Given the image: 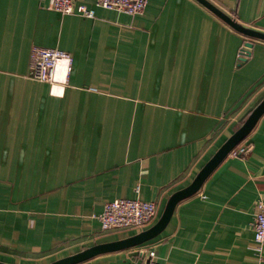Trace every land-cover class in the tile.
<instances>
[{"label": "crops", "instance_id": "obj_1", "mask_svg": "<svg viewBox=\"0 0 264 264\" xmlns=\"http://www.w3.org/2000/svg\"><path fill=\"white\" fill-rule=\"evenodd\" d=\"M209 1L264 32V0ZM33 44L72 56L62 89L27 76ZM263 96L264 39L198 0H148L136 15L95 6L93 17L0 0V262L50 264L142 230L100 226L119 197L155 201L152 225ZM245 139L248 153L226 155L155 236L72 264L147 261L150 249L162 264H264L252 229L264 111Z\"/></svg>", "mask_w": 264, "mask_h": 264}, {"label": "built area", "instance_id": "obj_2", "mask_svg": "<svg viewBox=\"0 0 264 264\" xmlns=\"http://www.w3.org/2000/svg\"><path fill=\"white\" fill-rule=\"evenodd\" d=\"M147 2L148 0H94L91 5H86L76 0H47V6L62 14L93 17L95 6L136 15L143 12ZM249 48L247 41L241 42L236 54L238 64L248 58ZM28 61L27 76L30 78L58 85L59 89L67 83L72 56L66 50L33 44L29 49ZM250 148L251 143L245 141L233 146L227 155L242 156L247 154ZM135 189L138 190V186ZM156 214L155 201L119 197L103 204L98 219L103 229H142L152 223ZM252 229L256 249L259 251L264 243V190L254 203ZM147 254V261H130L128 264H162L154 258L153 249H150Z\"/></svg>", "mask_w": 264, "mask_h": 264}, {"label": "water", "instance_id": "obj_3", "mask_svg": "<svg viewBox=\"0 0 264 264\" xmlns=\"http://www.w3.org/2000/svg\"><path fill=\"white\" fill-rule=\"evenodd\" d=\"M200 3L209 8L212 12L218 15L221 19L227 22L234 29L240 31L241 33L251 36L264 39V32L259 31L253 28L246 27L238 23L235 19L221 11L209 0H198ZM248 46H251V43L247 42ZM264 111V96L261 100L251 109L247 117L242 121V123L223 141V143L216 149V151L211 155V157L204 163V165L199 169L192 181L175 191L168 199L165 208L158 217V219L149 227L143 228L142 230L129 235L127 237L114 240L111 242L96 244L92 247H89L81 252L69 255L67 257L53 261L50 264H72L78 260L83 259L93 253L113 250L118 248H125L133 245L140 244L153 236H155L167 223L169 220L176 203L183 197L191 194L199 188L202 181L206 176L211 172V170L228 154L229 150L235 146L242 138H244L247 133L254 126L260 115ZM0 264H6L0 262Z\"/></svg>", "mask_w": 264, "mask_h": 264}, {"label": "trees", "instance_id": "obj_4", "mask_svg": "<svg viewBox=\"0 0 264 264\" xmlns=\"http://www.w3.org/2000/svg\"><path fill=\"white\" fill-rule=\"evenodd\" d=\"M246 141V139H245V137L244 138H242L236 145H240V144H242V143H244Z\"/></svg>", "mask_w": 264, "mask_h": 264}]
</instances>
